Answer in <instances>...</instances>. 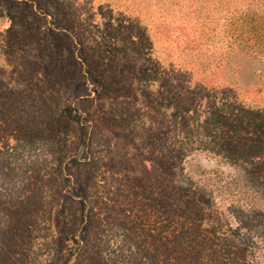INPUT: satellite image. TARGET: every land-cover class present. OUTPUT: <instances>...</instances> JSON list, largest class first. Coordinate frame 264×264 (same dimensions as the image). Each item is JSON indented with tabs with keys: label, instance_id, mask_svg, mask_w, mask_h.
<instances>
[{
	"label": "rangeland",
	"instance_id": "1",
	"mask_svg": "<svg viewBox=\"0 0 264 264\" xmlns=\"http://www.w3.org/2000/svg\"><path fill=\"white\" fill-rule=\"evenodd\" d=\"M256 11L0 0V264H264Z\"/></svg>",
	"mask_w": 264,
	"mask_h": 264
},
{
	"label": "trees",
	"instance_id": "2",
	"mask_svg": "<svg viewBox=\"0 0 264 264\" xmlns=\"http://www.w3.org/2000/svg\"><path fill=\"white\" fill-rule=\"evenodd\" d=\"M239 21L233 28L232 43L239 41L245 47L255 50H258V47L264 48V13H245Z\"/></svg>",
	"mask_w": 264,
	"mask_h": 264
}]
</instances>
